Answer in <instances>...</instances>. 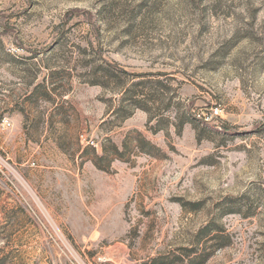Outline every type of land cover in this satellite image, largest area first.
I'll use <instances>...</instances> for the list:
<instances>
[{
    "label": "rangeland",
    "instance_id": "374dc122",
    "mask_svg": "<svg viewBox=\"0 0 264 264\" xmlns=\"http://www.w3.org/2000/svg\"><path fill=\"white\" fill-rule=\"evenodd\" d=\"M202 259L264 264V0H0V264Z\"/></svg>",
    "mask_w": 264,
    "mask_h": 264
},
{
    "label": "trees",
    "instance_id": "16d2710c",
    "mask_svg": "<svg viewBox=\"0 0 264 264\" xmlns=\"http://www.w3.org/2000/svg\"><path fill=\"white\" fill-rule=\"evenodd\" d=\"M188 258H189V259L186 260V263H188V262L190 263V262H192V260L194 259L193 257H189V256H188ZM157 260H158L157 257L152 258V261H153V262H155V261H157ZM202 263H203V259L200 261L199 264H202ZM158 264H172V263H158Z\"/></svg>",
    "mask_w": 264,
    "mask_h": 264
}]
</instances>
